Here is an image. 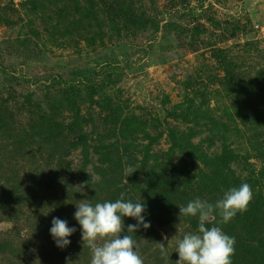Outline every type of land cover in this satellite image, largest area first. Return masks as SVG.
<instances>
[{
    "label": "rangeland",
    "instance_id": "obj_1",
    "mask_svg": "<svg viewBox=\"0 0 264 264\" xmlns=\"http://www.w3.org/2000/svg\"><path fill=\"white\" fill-rule=\"evenodd\" d=\"M27 1L0 0V99L11 98L16 118L21 111L15 104L28 94L43 104L55 101L60 119L68 116L70 104L60 102L63 84L56 83L57 75L78 74L77 87L87 93L86 77L91 79L101 103L111 97L112 108L121 106L124 114L147 120L151 136L164 132L153 141V153L164 156L170 148L166 129L174 126L192 128L194 142L210 152H219L226 141L237 153H252L264 140V0H136L158 19L140 29L114 28L102 10L98 19H87L86 0H35V8ZM188 104L193 112L185 120ZM81 107L99 121L98 105L86 97ZM179 158L177 153L175 164ZM249 162L262 165L255 157ZM233 167L244 173L243 165ZM179 206L177 218L168 214L158 227L166 256L149 245L142 230L140 236L126 234L136 240L144 264H175L178 242L195 233L179 216ZM159 215L157 208L149 214L153 222ZM18 227L0 220V235H15ZM21 233L39 250L51 247L47 234H32L27 227ZM6 259L0 255L9 264Z\"/></svg>",
    "mask_w": 264,
    "mask_h": 264
},
{
    "label": "trees",
    "instance_id": "obj_2",
    "mask_svg": "<svg viewBox=\"0 0 264 264\" xmlns=\"http://www.w3.org/2000/svg\"><path fill=\"white\" fill-rule=\"evenodd\" d=\"M86 1L82 8L87 19H98L102 10L114 28L140 29L149 20L158 21L145 13L142 4L138 7L136 0ZM30 4L36 7L35 0ZM76 75H57L56 83L63 84L60 102L70 104L69 115L61 119L62 110L52 100H47L45 105L28 94L16 102V108L21 111L16 118L17 114L11 112V98L0 99V220H12L19 226L15 235H0V255L7 258L6 262L90 264L91 250L83 246L81 227L74 218L76 205L115 202L121 193L125 200L146 205L143 215L151 226L147 229L141 226L132 233L140 236L138 232L142 230L151 241L149 245L160 251V242L165 248L166 244L158 227H164L166 215L171 214L175 219L179 205L186 206L197 197L215 203L224 191L248 183L254 193L248 210L238 213L227 224H221L220 217L215 215L206 227L220 226L235 238L232 264L245 261L264 264V140L255 144L252 153H237L226 141L219 152H210L194 142L196 132L192 128L182 131L174 126L166 129L170 148L164 156L153 153V141L164 132L151 136L147 120L124 114L121 106L112 108L111 97L101 103L95 98L97 89L88 81L91 79L86 77L89 86L86 93L77 87L75 81L81 76ZM86 97L100 107L99 121L95 114L83 113L81 105ZM187 107L185 120L193 112L191 104ZM141 139L149 143L142 144ZM76 152L78 159L74 157ZM177 153L180 158L175 164ZM253 157L260 159L262 165L250 164ZM234 164L243 165L244 173L238 172ZM129 168L136 170L130 174ZM156 208L160 215L153 222L150 218L154 216L149 214ZM54 217L76 228L69 237L70 245L63 249L56 245L50 233ZM185 218L196 232L198 219ZM136 223L134 218L124 217L125 232L121 235L129 233L127 225ZM26 227L32 234L49 235L51 247L39 250L27 243L21 233ZM0 264L5 262L1 260Z\"/></svg>",
    "mask_w": 264,
    "mask_h": 264
},
{
    "label": "clouds",
    "instance_id": "obj_3",
    "mask_svg": "<svg viewBox=\"0 0 264 264\" xmlns=\"http://www.w3.org/2000/svg\"><path fill=\"white\" fill-rule=\"evenodd\" d=\"M136 169L129 168L132 174ZM129 174V175H130ZM254 199V193L248 183L231 187L223 192L221 199L215 203L199 197L179 206V216L198 219V230L186 233L178 242L176 252L179 259L175 264H232L235 254V238L226 234L222 227L211 226L215 215L220 217L221 224H227L236 215L243 214ZM74 218L81 227L83 246L91 250L90 264H144L136 248V240L125 232L124 217L134 218L137 223L127 225V232H137L141 226L149 228L150 222L145 221L143 213L146 205L143 202L125 200L121 193L119 199L96 203H80L76 205ZM76 231L69 227L66 220L54 217L50 233L60 248L70 245L69 237ZM165 240L168 237L164 236ZM161 254L166 256L164 243L160 242Z\"/></svg>",
    "mask_w": 264,
    "mask_h": 264
}]
</instances>
